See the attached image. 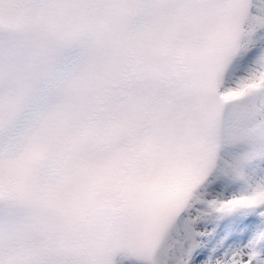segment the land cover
Wrapping results in <instances>:
<instances>
[{"label": "snow or ice", "instance_id": "snow-or-ice-1", "mask_svg": "<svg viewBox=\"0 0 264 264\" xmlns=\"http://www.w3.org/2000/svg\"><path fill=\"white\" fill-rule=\"evenodd\" d=\"M0 264H264V0H0Z\"/></svg>", "mask_w": 264, "mask_h": 264}]
</instances>
